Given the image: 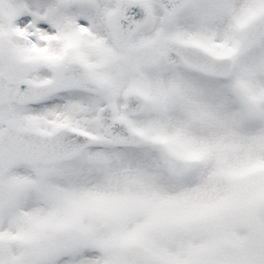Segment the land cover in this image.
Wrapping results in <instances>:
<instances>
[{
  "label": "snow or ice",
  "instance_id": "snow-or-ice-1",
  "mask_svg": "<svg viewBox=\"0 0 264 264\" xmlns=\"http://www.w3.org/2000/svg\"><path fill=\"white\" fill-rule=\"evenodd\" d=\"M0 264H264V0H0Z\"/></svg>",
  "mask_w": 264,
  "mask_h": 264
}]
</instances>
